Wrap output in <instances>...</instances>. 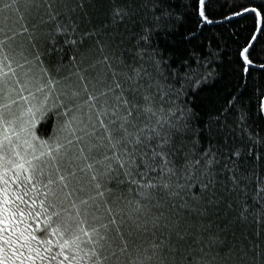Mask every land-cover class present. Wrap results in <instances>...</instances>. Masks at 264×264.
Segmentation results:
<instances>
[{
	"label": "snow or ice",
	"instance_id": "6c2138e0",
	"mask_svg": "<svg viewBox=\"0 0 264 264\" xmlns=\"http://www.w3.org/2000/svg\"><path fill=\"white\" fill-rule=\"evenodd\" d=\"M87 2L24 0L31 28L0 27V264H264L225 236L264 226V84L255 119L242 92L201 97L228 65L264 74V0L184 4L187 31L173 0H125L123 30L89 27Z\"/></svg>",
	"mask_w": 264,
	"mask_h": 264
},
{
	"label": "trees",
	"instance_id": "16d2710c",
	"mask_svg": "<svg viewBox=\"0 0 264 264\" xmlns=\"http://www.w3.org/2000/svg\"><path fill=\"white\" fill-rule=\"evenodd\" d=\"M4 2H11V0H0V7L3 6ZM125 0H88L86 3V9L92 20V24L89 27L103 28L104 25H107L109 28L116 27L120 30H123V25L112 24V15L115 9L121 8ZM223 3L224 0H221ZM231 2V0H229ZM193 3L194 0H173L172 7L175 9L176 13L183 15L184 27L181 31H187L195 27V16L191 10L183 7L184 4ZM19 13L5 10L0 12V27L6 29H11L15 32H22V26H28L31 28L33 23L31 16L28 11L25 10L24 0H18ZM227 11V9H225ZM21 17H23L21 19ZM213 34H217L218 38L223 42L227 39V33L217 26H208V29L205 30L204 36L211 37ZM204 36H201L200 42L204 41ZM19 43H26L27 36L26 34L17 35L16 37ZM197 42V43H200ZM192 45L190 47H194ZM95 55H99L96 53ZM233 65H228L224 70H221L222 79L216 83L212 89L206 90L201 94L203 102L208 109L212 112L223 109L227 106L228 101L232 98L234 94L240 92L243 93L241 100L245 106L251 110L253 119H255V112L257 104L259 102V92L257 91L258 84H264V74L258 71H251L250 75L247 77V86L245 87L243 78L239 71H232ZM95 76V72L92 73ZM91 88V85L89 86ZM235 114H233L234 116ZM229 122H232V117L230 116ZM255 132H258L261 136H264V121L259 122L258 125H254ZM192 223L197 226L200 225L201 221L197 220L195 217L192 218ZM204 226L209 227L213 230H218L222 225L218 221H215V218L212 220L205 219L202 221ZM257 230L255 224H245L243 222H233L229 229L225 232L226 239L229 244H234L236 247H240L243 244H247L249 240L254 241L260 245L261 249H264V226L259 228L260 238L256 239L253 233ZM235 233V236L233 235ZM160 237V233L156 232L155 235L152 234L151 230L146 233L142 242L148 244L153 240H156ZM247 238V239H245Z\"/></svg>",
	"mask_w": 264,
	"mask_h": 264
}]
</instances>
